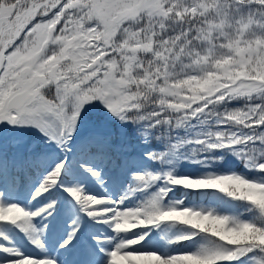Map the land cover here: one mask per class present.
I'll return each mask as SVG.
<instances>
[{"label": "snow or ice", "instance_id": "6c2138e0", "mask_svg": "<svg viewBox=\"0 0 264 264\" xmlns=\"http://www.w3.org/2000/svg\"><path fill=\"white\" fill-rule=\"evenodd\" d=\"M0 264H264V0H0Z\"/></svg>", "mask_w": 264, "mask_h": 264}]
</instances>
